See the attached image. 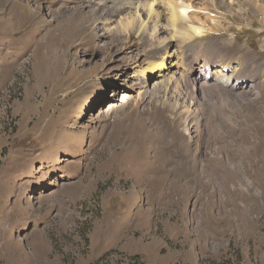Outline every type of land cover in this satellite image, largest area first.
I'll list each match as a JSON object with an SVG mask.
<instances>
[{
  "label": "rangeland",
  "instance_id": "374dc122",
  "mask_svg": "<svg viewBox=\"0 0 264 264\" xmlns=\"http://www.w3.org/2000/svg\"><path fill=\"white\" fill-rule=\"evenodd\" d=\"M252 4L193 0L218 26L184 44L110 0H0V264H264ZM164 48L162 77L148 66ZM180 51L186 67L224 55L248 78L177 85Z\"/></svg>",
  "mask_w": 264,
  "mask_h": 264
},
{
  "label": "bare ground",
  "instance_id": "6f19581e",
  "mask_svg": "<svg viewBox=\"0 0 264 264\" xmlns=\"http://www.w3.org/2000/svg\"><path fill=\"white\" fill-rule=\"evenodd\" d=\"M111 2L119 3V7L123 11L129 13L126 17L127 22L137 21L139 25L143 26L142 15L146 16L147 20L154 19L155 32L161 29L170 34V38L178 37L181 43L187 44L190 40L198 38L201 34H206L209 31L217 29L216 16L212 12L204 14L198 12L193 7V0H110ZM212 6L215 7V0H209ZM252 5L264 8L261 0H249ZM264 1V0H262ZM263 20H264V11ZM162 23H157L158 19ZM192 42V41H190ZM178 47V45H176ZM168 54L167 49L164 48V53L157 57L155 61L151 62L148 66L150 69L159 68L163 70L162 77L170 72L169 68H164L165 55ZM189 62V61H188ZM190 63V62H189ZM174 64L177 66V75L171 76V80H176L175 84L179 81L186 84L191 83L192 89L200 87H208L209 79L213 78L216 82L214 87L221 88L229 84L230 78L235 77L238 81H245L248 76L245 72L241 71L240 66L235 60L225 57L224 55H212L208 53H196L192 56L190 67H186V58L183 57L182 52L175 57ZM193 64H198V71L202 76L194 77L190 80L189 75L193 72ZM179 66V67H178ZM214 66V68H211ZM179 78V81H178ZM170 82L167 81L166 84ZM180 95V94H179Z\"/></svg>",
  "mask_w": 264,
  "mask_h": 264
},
{
  "label": "trees",
  "instance_id": "16d2710c",
  "mask_svg": "<svg viewBox=\"0 0 264 264\" xmlns=\"http://www.w3.org/2000/svg\"><path fill=\"white\" fill-rule=\"evenodd\" d=\"M96 264H108V262L107 261L104 263L98 262ZM124 264H144V262L141 260L139 255H133L129 257L128 262H124ZM201 264H238V263L230 258H222V259H207L201 262Z\"/></svg>",
  "mask_w": 264,
  "mask_h": 264
}]
</instances>
